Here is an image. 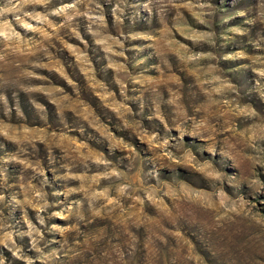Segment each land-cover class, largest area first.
<instances>
[{"label": "rangeland", "instance_id": "374dc122", "mask_svg": "<svg viewBox=\"0 0 264 264\" xmlns=\"http://www.w3.org/2000/svg\"><path fill=\"white\" fill-rule=\"evenodd\" d=\"M0 264H264V0H0Z\"/></svg>", "mask_w": 264, "mask_h": 264}]
</instances>
